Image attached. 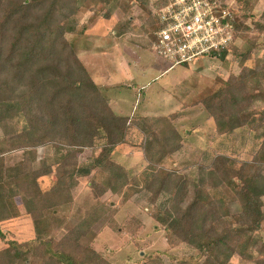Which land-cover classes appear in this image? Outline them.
Listing matches in <instances>:
<instances>
[{"label": "trees", "instance_id": "obj_1", "mask_svg": "<svg viewBox=\"0 0 264 264\" xmlns=\"http://www.w3.org/2000/svg\"><path fill=\"white\" fill-rule=\"evenodd\" d=\"M130 1L0 0V239H6L1 222L19 213L15 197L20 198L35 231L34 237L22 242L7 240V246L0 249V264H112L90 240H80L105 212L103 204L58 239L45 223L47 213L53 215L57 207L71 201L72 182L93 173L104 175L101 181L89 179L95 199L107 191L120 196L121 202L133 191L151 192L150 215L164 231L168 245L186 244L196 250L195 254L172 256L177 264H230L233 256L264 264V241L256 235L264 223V59L253 67L244 64L238 74L230 73L219 88L205 90L193 102L205 107L219 134H233L248 126L261 129V141L252 158L214 153L208 162L195 163L194 180L168 170L162 162L180 148L176 130L157 131L154 117L116 114L105 91L94 81L92 69L66 38V33L82 36L97 17L109 18V9L102 10L112 3H118L127 14ZM132 1L146 11L145 20L157 23L144 4L149 0ZM169 1L159 0L156 6ZM235 3L243 5L247 18L249 0ZM84 11L92 13L79 26L78 14ZM254 23L258 32H264V22ZM124 25L115 30L117 36L125 31ZM230 47L209 55L224 59ZM249 56V51L242 52V60ZM131 126L142 133V154L147 160L146 167L133 175L112 157L116 146L126 142ZM97 140L101 142L96 144ZM39 145L51 146V153L38 158ZM96 145L97 154L80 163L77 153ZM14 151H21L20 157L7 165L5 155ZM52 173L56 175L54 184L42 190L38 179ZM189 179L194 194L184 205ZM231 181L235 182L231 190L238 202L236 212L212 194ZM161 194L166 198L157 202ZM106 223L118 227L111 218ZM141 223L133 216L126 219L131 226ZM131 226L128 231L134 232ZM157 256H146L147 264H162Z\"/></svg>", "mask_w": 264, "mask_h": 264}, {"label": "rangeland", "instance_id": "obj_2", "mask_svg": "<svg viewBox=\"0 0 264 264\" xmlns=\"http://www.w3.org/2000/svg\"><path fill=\"white\" fill-rule=\"evenodd\" d=\"M223 1L232 11L233 24H238V28L235 27L234 30V41L224 59L208 55L190 64L175 65L170 68L171 63L152 50L153 37L151 39L149 34L153 31L152 34L155 36L158 20L157 23L151 25L145 20L146 11L143 7L132 0L129 3L130 8L127 14L118 6V3H112L102 10L105 12L109 9L110 17L107 19L97 17L82 36L66 33L68 41L77 48L79 58L85 65L92 63L91 66H97L96 71L101 70L106 74V60L111 54L117 60L122 55L119 53L120 49L126 57L139 61L136 63H140L143 67L140 71L142 76L133 81H128L132 79L129 76L123 77L127 78L130 88L121 90L122 94L134 95L135 101L132 110L123 115L157 118L155 123L157 131L161 128L172 130L171 127H173L180 136V148L165 157L162 165L168 170L189 175L193 180L197 168L196 162L204 164L212 158L214 153H226L238 159L250 160L261 141L259 136L261 129L254 131L249 126L238 128L233 134L217 133L214 120L209 112L201 103H193L205 90L212 91L219 88L222 85L221 81L225 80L230 73L238 74L244 64L253 67L264 59V32H258L254 23L264 22V0H249L247 18L243 17L245 15L243 5L240 7L235 3L236 0ZM158 3L159 0L144 1V4L151 8L153 15L155 14L154 18H158L159 9L168 2L161 3L160 8L156 6ZM91 13V11H84L78 14L79 26L86 22ZM120 24H125L126 28L120 36H117L115 30ZM232 47L238 49L241 54H235ZM246 51L250 52V56L242 60V52ZM141 86L143 87L141 89H152V96L144 99L140 94L136 96L135 91ZM144 102L147 103L146 107H143ZM250 106L249 103L248 108H251ZM141 138L142 133L131 126L127 131L126 142L118 144L112 153L113 159L124 166L131 175L139 173L147 165V160L142 154ZM100 142L101 140H97L96 144ZM98 151L99 146L83 148L77 153L80 163L86 162ZM50 153L51 146L39 145L37 147L38 158ZM20 154L21 151L6 154L5 163L11 165L20 157ZM91 177L96 181H101L104 175L93 173L91 176L76 178L71 184V201L57 207L53 215L47 213L45 216V223L54 238H60L69 227L81 221L89 212L101 209L100 205L103 204L105 212L88 226L85 236L80 240L83 243L90 240L93 248L112 264H147L146 256L155 254L158 255L162 264H177L172 256L179 257L196 253V250L186 244H179L175 247L168 245L164 231L150 215L152 203L149 200L151 196L149 190L141 189L136 193L133 191L131 197L123 202L120 201V196L110 191L95 199L88 185ZM55 180V173L42 176L38 179L39 187L42 190H48ZM234 183L231 181L227 183V186L212 192L213 196L224 199L231 212L239 209L231 190ZM139 186L135 187L139 188ZM193 194V181L189 179L184 205L190 202ZM165 198L166 194H161L157 202H162ZM14 199L19 213L16 217L1 222L6 239H0V247H6L7 240L22 242L35 236L31 217L25 212L20 198L15 197ZM128 216L140 220L141 225L126 224ZM110 218L118 227L106 223ZM130 226L135 229L134 232L128 231ZM256 235L264 241V223ZM230 264L253 263L233 256Z\"/></svg>", "mask_w": 264, "mask_h": 264}, {"label": "built area", "instance_id": "obj_3", "mask_svg": "<svg viewBox=\"0 0 264 264\" xmlns=\"http://www.w3.org/2000/svg\"><path fill=\"white\" fill-rule=\"evenodd\" d=\"M152 50L175 65L190 64L234 41L232 11L223 0H170L157 13Z\"/></svg>", "mask_w": 264, "mask_h": 264}, {"label": "crops", "instance_id": "obj_4", "mask_svg": "<svg viewBox=\"0 0 264 264\" xmlns=\"http://www.w3.org/2000/svg\"><path fill=\"white\" fill-rule=\"evenodd\" d=\"M112 53L116 54L114 51H112ZM119 53H122V55L119 56L117 60L116 58L114 59V57H112L113 54H111L108 60H106L107 62H106L105 68L107 69V73H106L108 74L107 76H104L106 74L102 73L101 70L96 71L97 66L96 67L91 66L92 63L86 66L92 69V72H93L92 74L95 77L94 81L98 83L100 87L105 91L109 99V103H110L109 105L112 108V110L117 114L123 115V114H128V112L132 110L134 106L133 104L135 103V101H134V95L122 94L121 90L126 89L130 86V83L128 81H133L136 78H140L142 76V72L140 71H142L143 67L140 66V63H136L139 61H134V60H131V58L126 57V55L121 49L119 50ZM125 75L127 77L129 76L132 79L130 80L128 79L127 81V78H123L125 77ZM96 80L100 82H97ZM132 84H135V83H132ZM141 88L143 87L141 86L140 89L135 91L136 96H139L140 94L141 98L143 97V99L149 96H152V91H151L152 89L146 90V88L144 89H141ZM146 105L147 103L144 102L143 107L144 106L146 107ZM4 247L5 246H2L0 247V249Z\"/></svg>", "mask_w": 264, "mask_h": 264}]
</instances>
